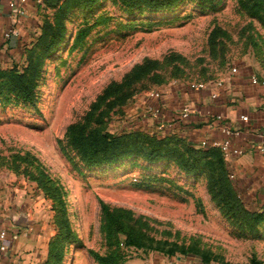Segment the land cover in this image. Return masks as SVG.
Here are the masks:
<instances>
[{"label": "rangeland", "instance_id": "obj_1", "mask_svg": "<svg viewBox=\"0 0 264 264\" xmlns=\"http://www.w3.org/2000/svg\"><path fill=\"white\" fill-rule=\"evenodd\" d=\"M33 26L0 58V205L35 193L46 258L264 264V176L146 109L234 65L264 79V0H42Z\"/></svg>", "mask_w": 264, "mask_h": 264}, {"label": "crops", "instance_id": "obj_2", "mask_svg": "<svg viewBox=\"0 0 264 264\" xmlns=\"http://www.w3.org/2000/svg\"><path fill=\"white\" fill-rule=\"evenodd\" d=\"M9 1L0 0V58L18 53L25 40L31 37L35 31V14L42 0H27L22 15L9 6ZM9 28H14L16 34L5 38L4 33ZM252 75L256 74L239 69L238 74L228 84V90L215 100L209 99L208 91L195 93L194 97L192 95L190 98L182 97L181 102L190 100L195 103L193 112L187 122L175 123L170 127L182 131L192 144H197L204 138H221L218 130L207 124V112L222 113L229 123L240 125L241 136L235 144L242 148L244 153L234 156L237 158L232 161L238 176L246 178L251 185L258 187V180L264 176V150L258 149L261 143L264 147V84H253L250 81ZM181 102L176 107L168 102H161L167 122L175 117ZM168 112L171 116L167 115ZM240 115H247L248 121L242 122ZM39 203L35 193L30 191V188L25 190V187L20 189L13 199L1 202L0 231H5L8 236V248L0 251V264L44 263L47 254L44 242L47 218Z\"/></svg>", "mask_w": 264, "mask_h": 264}, {"label": "built area", "instance_id": "obj_3", "mask_svg": "<svg viewBox=\"0 0 264 264\" xmlns=\"http://www.w3.org/2000/svg\"><path fill=\"white\" fill-rule=\"evenodd\" d=\"M27 0H10L9 6L11 8H15L17 14L22 15L24 14V4ZM16 31L14 28H9L5 31L4 37L10 38L11 36L15 35ZM239 69L234 65L229 69V72L225 76L224 79H220L214 81L210 86L201 82L198 83L195 87L199 92L208 91V97L211 100L217 99L221 93H225L228 90V84L232 81V78L238 74ZM250 81L253 84L262 83L264 84V80H260L258 76L252 75L250 77ZM162 92L161 91H151L147 95L148 104H147V113L155 118L157 121L160 122L159 127H163L164 123L167 126H171L175 123H182L187 122L190 118L195 103L190 100H183L180 104V108L178 112L175 114V117L170 120L166 121L164 118V111L161 106L162 102ZM206 118L209 119L207 124L209 127H213L221 135V138H204L200 140L197 145L199 147H213L218 149L223 156H238L244 153V150L237 146L235 142L240 138L242 127L238 124H231L227 121L226 117L222 113H215L211 114L210 112L206 113ZM240 120L242 122L248 121L247 115H240ZM264 137V135H263ZM258 149L264 150L263 144L258 145ZM8 248V236L5 231H0V251H5Z\"/></svg>", "mask_w": 264, "mask_h": 264}, {"label": "trees", "instance_id": "obj_4", "mask_svg": "<svg viewBox=\"0 0 264 264\" xmlns=\"http://www.w3.org/2000/svg\"><path fill=\"white\" fill-rule=\"evenodd\" d=\"M103 144L104 146H108L110 145L111 143L107 142L105 137L103 136ZM106 149V148H104ZM102 151H105V150H102ZM113 156H110V157H102V158H94V159H108V158H111ZM56 254H54V251L52 252V254H50V251L48 252V257L45 259L44 263L43 264H56V259L54 258L53 261L49 260L50 258L52 259L53 257H55ZM51 261V262H50Z\"/></svg>", "mask_w": 264, "mask_h": 264}]
</instances>
